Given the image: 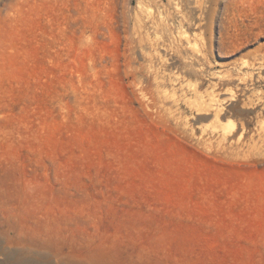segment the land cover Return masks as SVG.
<instances>
[{"label": "rangeland", "instance_id": "1", "mask_svg": "<svg viewBox=\"0 0 264 264\" xmlns=\"http://www.w3.org/2000/svg\"><path fill=\"white\" fill-rule=\"evenodd\" d=\"M186 2L0 0V257L264 264V114L252 104H264V21L250 27L264 0H202L205 87L234 92L262 132L229 149L204 146L188 106L150 108L132 82L135 68L183 60L170 41L166 62L163 49L148 62L130 50L133 20L193 15Z\"/></svg>", "mask_w": 264, "mask_h": 264}, {"label": "bare ground", "instance_id": "2", "mask_svg": "<svg viewBox=\"0 0 264 264\" xmlns=\"http://www.w3.org/2000/svg\"><path fill=\"white\" fill-rule=\"evenodd\" d=\"M202 3V0H187V7L193 15L183 12L182 15H174L169 19L136 16L132 23L130 50L138 49L144 61L148 62L149 48H153L156 52L163 49V54L159 57L166 62L169 52L166 45L170 41L183 60L181 65H173L169 70L153 66L135 68L132 82L142 102L150 108L157 110L170 103L180 106L185 104L193 110L198 115V128L205 147L216 145L219 148L229 149L235 144L236 147H240L249 133H251L249 139L255 141L257 145L261 140L262 132H258L260 137L256 138L254 135L256 131L250 128L251 122L243 116L249 108L243 107L236 111L238 96L221 88L217 83L211 88L205 87L200 72H205L209 68L211 59L204 42L209 23L207 24V15H203ZM253 18L255 20L250 27L252 29L261 27L264 15H254ZM165 30L170 31V38L163 35ZM263 35L264 29L261 28L257 36ZM126 60L132 66L131 56H126ZM196 65L200 66V70L194 68ZM229 75L228 71L220 73L221 78ZM257 75V80L262 79L261 75ZM262 76L264 78V73ZM259 102L252 104L260 107L258 114H264V104L262 106ZM11 243L10 241L9 244ZM1 253L0 264H8L10 258L15 259L14 264H86L83 261L62 257H29L16 254L12 256L11 250H6L4 247Z\"/></svg>", "mask_w": 264, "mask_h": 264}]
</instances>
